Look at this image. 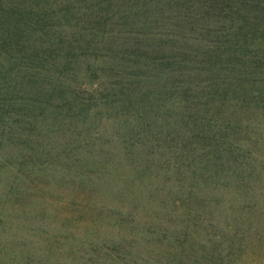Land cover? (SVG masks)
<instances>
[{"label": "rangeland", "instance_id": "374dc122", "mask_svg": "<svg viewBox=\"0 0 264 264\" xmlns=\"http://www.w3.org/2000/svg\"><path fill=\"white\" fill-rule=\"evenodd\" d=\"M214 1L152 33L10 1L0 264H264V0Z\"/></svg>", "mask_w": 264, "mask_h": 264}, {"label": "trees", "instance_id": "16d2710c", "mask_svg": "<svg viewBox=\"0 0 264 264\" xmlns=\"http://www.w3.org/2000/svg\"><path fill=\"white\" fill-rule=\"evenodd\" d=\"M24 0H0L1 13H15L19 6H13ZM32 4L31 12L36 16H68L73 24L95 31L109 32L129 31L140 33L156 31V22L165 14L177 12V8L188 5L196 0H29ZM224 2H240L251 4L252 0H215ZM214 1V2H215ZM252 1V2H251ZM223 6V5H221ZM179 12L178 14H180ZM74 19V20H73ZM69 21V20H67ZM69 21V22H70ZM90 26V27H85ZM94 32V31H93ZM64 99V98H63ZM46 98H44V101ZM66 101V100H65ZM56 105V109H61ZM68 116L72 117V114Z\"/></svg>", "mask_w": 264, "mask_h": 264}]
</instances>
